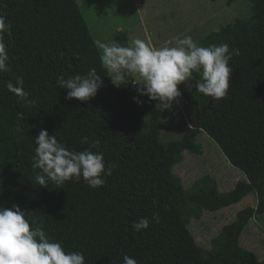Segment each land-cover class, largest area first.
<instances>
[{"label": "trees", "instance_id": "obj_1", "mask_svg": "<svg viewBox=\"0 0 264 264\" xmlns=\"http://www.w3.org/2000/svg\"><path fill=\"white\" fill-rule=\"evenodd\" d=\"M250 2L248 18H235L200 43L239 50L229 60L233 72L227 95L215 100L199 93L200 75L194 72L191 89L177 86L191 108L190 124L179 139L161 142L160 120L173 109L133 92L127 69L122 70L124 81L112 83L76 0H0V15L12 25L11 36H5L9 71L0 73V206L18 205L28 212L30 226L42 227L66 252H81L85 264H123L124 255L137 264H264L240 245L249 220L264 213V0ZM113 38L130 47L127 30L116 31ZM90 68L101 78L96 95L87 101L65 99L70 90L57 77L70 79ZM18 76L34 103L8 91L6 84L15 85ZM208 102L193 127L196 110ZM41 130L68 150L83 151L98 142L91 150L102 152L105 167H112L105 184L91 188L81 178L60 188L51 181L40 186L35 179L40 170L32 164ZM200 133L245 174L231 190L220 192L209 176L187 186L173 172L184 152L201 153ZM85 137L88 143L81 142ZM248 194L256 196L254 206L237 211L211 237L209 247L201 246L188 227L190 220ZM142 217L149 226L135 231L132 224Z\"/></svg>", "mask_w": 264, "mask_h": 264}, {"label": "clouds", "instance_id": "obj_2", "mask_svg": "<svg viewBox=\"0 0 264 264\" xmlns=\"http://www.w3.org/2000/svg\"><path fill=\"white\" fill-rule=\"evenodd\" d=\"M11 28L6 17L0 15V73L9 71L5 36H11ZM96 44L100 49L101 65L114 85L125 80L122 70L127 69L129 73L136 74L138 82L143 83V91L150 100L158 98L161 101L162 108L170 107L166 101L180 95L177 85L191 78L194 72L200 75L196 84L199 93L215 100L224 98L233 72L229 60L234 54H239L238 49L229 51L227 44L198 46L191 36L176 37L177 46L174 47L155 48L138 38L132 40L131 47L116 42L97 41ZM56 82L70 90L65 99L87 101L96 95L101 78L95 68H90L84 75L77 74L70 79L59 76ZM23 85V78L18 76L15 85L9 81L6 87L19 101L34 103L28 101L29 94ZM18 115L22 118V114ZM35 137L32 167L40 170L35 177L40 186L46 187L51 181L60 188L66 181L83 178L89 187L98 188L105 184L104 177L112 174V167H105L104 154L91 150L97 147L98 142L83 151H75L68 150L46 130H41ZM81 142L88 143V140L85 137ZM27 216L28 212L18 205L0 206V264H85L81 252H66L60 243L46 236L42 227L30 226ZM153 220L158 222L159 217L154 215ZM32 224L35 225V221ZM148 226L147 217L132 224L135 231ZM123 264H137V261L124 255Z\"/></svg>", "mask_w": 264, "mask_h": 264}, {"label": "rangeland", "instance_id": "obj_3", "mask_svg": "<svg viewBox=\"0 0 264 264\" xmlns=\"http://www.w3.org/2000/svg\"><path fill=\"white\" fill-rule=\"evenodd\" d=\"M86 19L88 27L97 41L114 42V33L127 30L129 46L133 39L144 40L155 48L174 47L175 38L191 36L201 46V39L220 26L235 18H248L251 14L250 0H236L231 4L227 0H76ZM171 41V43H169ZM100 50V49H99ZM133 76L132 91L140 93L143 98L148 94L144 85ZM189 90L190 78L177 85ZM157 106L161 101L155 99ZM173 109L170 116L162 118L159 123L160 140L167 142L177 140L183 134L186 124H190L191 108L184 103L180 94L166 101ZM197 141L201 144V153L192 155L183 153V160L174 165L173 172L179 175L185 184L193 183L201 176L214 179L220 192L231 190L245 174L229 163L217 144L205 133H200ZM188 186V185H187ZM256 203V196L248 194L240 202L228 207L202 214L192 218L189 229L197 242L209 247L211 237L218 233L220 227L231 222L237 211L245 205ZM240 245L257 254L259 261H264V213L254 215L244 227L240 236Z\"/></svg>", "mask_w": 264, "mask_h": 264}, {"label": "water", "instance_id": "obj_4", "mask_svg": "<svg viewBox=\"0 0 264 264\" xmlns=\"http://www.w3.org/2000/svg\"><path fill=\"white\" fill-rule=\"evenodd\" d=\"M209 105H210V102H208V104L205 107L202 108L201 112H198L196 110V112H195V119H194V122L192 124L193 127H195V126L198 125L199 119H200L201 115H203L204 112L209 108Z\"/></svg>", "mask_w": 264, "mask_h": 264}]
</instances>
